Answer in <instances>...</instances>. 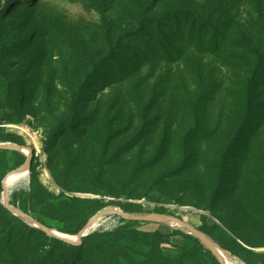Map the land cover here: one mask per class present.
<instances>
[{
    "label": "rangeland",
    "instance_id": "374dc122",
    "mask_svg": "<svg viewBox=\"0 0 264 264\" xmlns=\"http://www.w3.org/2000/svg\"><path fill=\"white\" fill-rule=\"evenodd\" d=\"M153 1L0 0V143L32 149L28 180L8 203L74 237L58 229L79 230L109 208L172 215L230 263L260 264L264 0L234 3L219 47L210 34H182L185 19L144 20L180 6L196 12L204 0ZM18 153L0 151V264H38L50 236L3 206L2 181ZM93 226L131 232L96 252L94 264H210V251L173 224L106 215ZM155 231L167 237L148 235ZM56 245L52 264L90 256Z\"/></svg>",
    "mask_w": 264,
    "mask_h": 264
},
{
    "label": "trees",
    "instance_id": "16d2710c",
    "mask_svg": "<svg viewBox=\"0 0 264 264\" xmlns=\"http://www.w3.org/2000/svg\"><path fill=\"white\" fill-rule=\"evenodd\" d=\"M187 1H189L190 3V5L188 6H191L193 0H187ZM212 1L218 2V4L213 6L214 8L211 7ZM237 1H241V0H204V4H206V7L201 8L199 11H196V12L188 11V10L183 11L182 7L180 6L177 9H175V11L170 12L168 14V17L160 18L161 20L156 19L153 16L152 18H148L146 15L144 16V20H147L146 22H148L149 24L152 23L154 25H157V23L161 24L162 22H168V21L179 23L181 18L185 19L186 20L185 23L183 24L181 23L182 25H180V28H181L180 32L182 34L188 33L189 36H192V37H189L190 40L192 39V41H193L194 35L197 33L202 34L204 37L209 36L210 34L212 39L215 41V44L217 42L216 46H218L219 42L224 40V38H226V36L229 34V29L234 19L231 17H226V15L228 11L234 8V3ZM156 2L157 3L161 2V0L153 1V3H156ZM154 8L155 6H153L152 8L150 7L147 14L152 12ZM217 10H223V11L219 15H216L217 16L216 18L214 13ZM140 26H142V24ZM145 28H148V25L145 26ZM250 44H251L250 42L246 44L247 48L250 47ZM234 45L235 43L233 42V46ZM235 46L238 48L242 47L241 44H236ZM255 77H256V74H253L249 82L253 83L255 81ZM246 122L247 121L245 120L244 125H246ZM0 151H3V150H0ZM24 162H25L24 155H22L21 153H18L17 159L15 161V168H18ZM21 208L23 212L29 213V209L27 208L26 204ZM32 218H34L35 220H37L38 222L42 223L43 225L47 227V225L43 221L38 219V217H32ZM79 230L77 229L75 230L72 228L58 229V231L60 232H65V233H70V234H76ZM126 233H131V232H129L128 230L124 228H120L118 230L110 231V232H102V233L90 232L86 237L82 238V243L80 245L67 244L56 238L50 237V240L53 245L44 253L42 258L39 259L38 264H52L54 262L58 254V247L60 246L56 244H64L62 246H68L70 248L77 250L76 253L84 252L90 255V256L88 255L89 258L87 259L81 258L73 262V264H94L93 258L95 257L94 254L96 252L103 251L107 247L112 248L113 246L112 244L115 243V240L117 238H119L117 236H121ZM148 235L152 236L153 239H159V240L161 238L167 237V236L162 235L159 231H155ZM209 255H210V258H209L210 264H221L216 259V257L212 255L211 252H209ZM153 256L156 257L155 253H151V257ZM71 262H72V259H70L64 264H71ZM149 264H158V263L153 262ZM163 264H177V262H175L172 259H164ZM260 264H264V260Z\"/></svg>",
    "mask_w": 264,
    "mask_h": 264
},
{
    "label": "water",
    "instance_id": "95a60500",
    "mask_svg": "<svg viewBox=\"0 0 264 264\" xmlns=\"http://www.w3.org/2000/svg\"><path fill=\"white\" fill-rule=\"evenodd\" d=\"M0 150H6V151H13V152H19L24 155L23 151L28 150L29 154L26 156L25 162L20 165L16 170H28L31 160H32V149L26 145L20 146V145H14V144H3L0 143ZM14 170V171H16ZM13 172V171H12ZM9 175L7 174L3 181H2V187H3V206L7 210L17 214L19 217L26 219L28 222H30L35 228L41 230L42 232L46 233L50 237L56 238L64 243L71 244V245H80L82 243V238L86 237L91 231L90 228L93 226V224L100 220L102 217L106 215H118L120 218L126 219V220H132V221H141V222H154V223H162V224H173L176 225L181 230H186L189 235L195 237L198 239L211 253L216 257V259L222 264H226L224 262V255H226L230 260L231 257L227 255L225 252L220 250L215 243H213L209 238L206 237V235L202 232H200L197 228L187 224L183 220H180L172 215H153V214H146V215H128L124 213L121 210L118 209H105L96 215H94L77 233H76V239L77 241H70L66 238H63L53 232H51L50 228L46 227L42 223L38 222L25 212L21 211L19 208L9 205L8 203V189H7V180Z\"/></svg>",
    "mask_w": 264,
    "mask_h": 264
},
{
    "label": "bare ground",
    "instance_id": "6f19581e",
    "mask_svg": "<svg viewBox=\"0 0 264 264\" xmlns=\"http://www.w3.org/2000/svg\"><path fill=\"white\" fill-rule=\"evenodd\" d=\"M20 131L23 133V134H26L28 137H29V140H28V145L32 144L33 142H35V137H34V134L31 132V130L27 127V126H21L20 127ZM24 155H28L29 154V151L28 150H25L23 151ZM24 170H16V171H13V172H10L8 175V180H7V189H8V192H10V190L15 187L17 184H19L20 182H27L28 180V171H25L23 172ZM93 229H95L98 225V221H96L94 224H93ZM92 228V227H91ZM91 228H90V231H91ZM51 232L57 234V231H55V229H50ZM63 238H66L70 241H77L76 237H74V235H70V236H67V235H61V234H57ZM224 258H227V260H229V262L225 261L224 262L226 264H232L230 263V261L232 262V260H230L226 255H224Z\"/></svg>",
    "mask_w": 264,
    "mask_h": 264
}]
</instances>
